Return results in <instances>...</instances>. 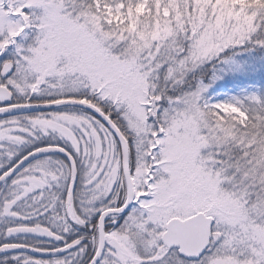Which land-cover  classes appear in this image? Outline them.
Masks as SVG:
<instances>
[{"label":"snow or ice","instance_id":"obj_1","mask_svg":"<svg viewBox=\"0 0 264 264\" xmlns=\"http://www.w3.org/2000/svg\"><path fill=\"white\" fill-rule=\"evenodd\" d=\"M0 264H264V0H0Z\"/></svg>","mask_w":264,"mask_h":264}]
</instances>
